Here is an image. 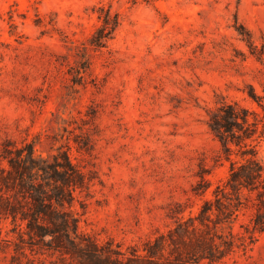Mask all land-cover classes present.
I'll return each instance as SVG.
<instances>
[{
  "label": "rangeland",
  "instance_id": "obj_1",
  "mask_svg": "<svg viewBox=\"0 0 264 264\" xmlns=\"http://www.w3.org/2000/svg\"><path fill=\"white\" fill-rule=\"evenodd\" d=\"M100 6L120 24L93 49ZM238 24L261 49L264 0H0V144L39 137L46 155L68 143L71 160L102 181L91 187L81 229L100 243L142 245L174 225L170 204L196 213L200 165L210 171L208 196L227 176L206 109L225 98L261 112L247 91L263 94L264 55L250 51ZM84 46L90 68L78 78ZM88 115L97 125L91 153L73 142ZM258 152L264 163V135ZM250 215L242 207L232 223L238 236L226 264H264V231L254 241L245 233ZM1 227L12 239L10 225ZM12 254L13 246L0 252V264H13Z\"/></svg>",
  "mask_w": 264,
  "mask_h": 264
},
{
  "label": "trees",
  "instance_id": "obj_2",
  "mask_svg": "<svg viewBox=\"0 0 264 264\" xmlns=\"http://www.w3.org/2000/svg\"><path fill=\"white\" fill-rule=\"evenodd\" d=\"M97 10L99 25L87 40L93 49L106 47L120 24L118 13L110 7ZM235 28L261 59L264 45L258 49L242 24ZM82 50L85 59L78 78L90 68L87 46ZM248 88V97L261 112L225 98L206 109V124L220 143L216 161L228 163L225 180L206 195L210 171L200 165L191 188L201 198L196 213L185 214L188 204H170L166 216L174 225L126 249L112 241L100 243L81 229L91 187L102 181L94 168L85 170L71 160L68 143L44 155L36 147L39 137L5 138L0 144V252L13 246V264H46V260L50 264H226L238 236L232 223L242 207L251 208L244 226L250 241L264 231V163L258 152L264 135V89L258 94L252 85ZM88 117L89 127L73 142L79 151L91 153L97 125L95 115ZM2 223L10 225L6 234L12 233V239L2 236ZM226 226L228 234H223L219 228Z\"/></svg>",
  "mask_w": 264,
  "mask_h": 264
}]
</instances>
